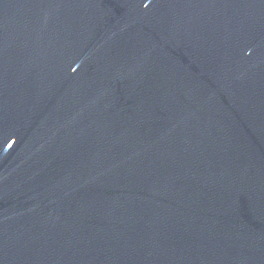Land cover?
<instances>
[{
    "label": "water",
    "instance_id": "95a60500",
    "mask_svg": "<svg viewBox=\"0 0 264 264\" xmlns=\"http://www.w3.org/2000/svg\"><path fill=\"white\" fill-rule=\"evenodd\" d=\"M0 264H264V0H0Z\"/></svg>",
    "mask_w": 264,
    "mask_h": 264
}]
</instances>
